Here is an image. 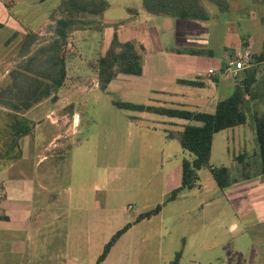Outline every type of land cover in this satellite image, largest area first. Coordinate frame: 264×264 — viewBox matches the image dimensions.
Instances as JSON below:
<instances>
[{"label":"crops","instance_id":"obj_1","mask_svg":"<svg viewBox=\"0 0 264 264\" xmlns=\"http://www.w3.org/2000/svg\"><path fill=\"white\" fill-rule=\"evenodd\" d=\"M62 1L0 0V135L9 139L8 145H5L8 147L7 150L0 153V264H97L100 256L96 261L94 258H89L90 224L84 226L83 223L75 222L67 226L60 236L59 230L56 229L51 230V234L55 232L53 235L48 233V224L56 223L66 216L65 212L59 214L56 209L50 208L51 203L57 202L60 198L52 194V191L49 195L47 187H42L40 190L46 192V195L41 197L38 208H35L33 202H36L34 200L37 192L36 181L23 174L26 161L32 160L33 168H36L45 155L40 156L38 161L39 155L36 153L39 149L35 139L28 135L16 138L15 141V136L12 134L27 129L36 131L44 124L55 131H69V137L75 136L80 126V117L75 112V105L83 98L81 94H71L69 99V87L77 88L74 83L80 78L75 75V67L86 65L90 72L88 83H91L92 79V88L100 90L97 62L105 55L114 36L120 43H132L140 54L142 63L141 75L119 74L104 91L100 90L105 93L110 86H114L113 89L117 91L119 89L116 88L124 83L128 90L122 95L123 103L213 114L217 104L229 98L235 90L236 77L242 71L226 72V67L229 61L236 60L239 56L245 59L244 70L257 68V79L264 80V59L258 64L255 62L264 50V0H227L228 9L225 12L219 11L214 4L203 0L206 14L203 20L155 16L142 8L141 0L122 2L119 9L123 13L114 17L110 15L111 1L105 0L108 7L102 15L86 18L88 24L67 34L61 47L65 68V77L61 86L55 91L51 90L48 97L26 110L23 104L28 101L16 96L15 89H23L25 82L29 81L33 84L37 82L39 89L46 85L50 88L53 84L45 75L53 67L49 59L54 51L51 46L58 38L55 32L56 22L60 18L57 10ZM252 23L259 27L258 32L253 31ZM240 24L242 32L236 28L239 25L240 29ZM80 33H84V40L91 42L89 46L85 44L81 46V39L78 38ZM127 33L128 36L125 35ZM122 34L126 38H122ZM29 37L30 39H27ZM209 71H212V74H209ZM54 77L56 78L55 74ZM67 79H69L68 87L65 85ZM186 82L197 83V86L188 85ZM60 93L63 94L62 97L59 96ZM258 94L259 98L254 101L249 96L245 97L249 100L245 109V124L220 131L212 138L209 164L212 168L228 169L233 183L221 190L207 170L212 181H209L208 177L204 181L201 180L197 173L198 183L194 189L214 195L226 205L229 204L226 194H231L233 197L247 195V201L249 194L251 196L255 191L252 196L255 199V208L247 209L243 206L237 211L246 219L255 217L256 222L260 224L264 222V174L261 172L254 116L264 114L263 87L259 89ZM65 97L69 99L67 105ZM61 99L64 109L71 108L70 113H61V111V115L57 114L58 111L55 109L58 108L54 106L60 104ZM132 112L137 114L132 116V119L141 125L137 126L132 122L129 124L139 130L133 131L135 138L139 137L143 127H147L145 129L147 131L155 129L148 127L149 122L161 126L162 131L165 132L164 138L167 132H179L188 125H200L148 112ZM150 116L159 119L151 121L148 119ZM167 141L178 143L177 140L167 139ZM215 141V158L217 161L221 159L222 162L214 166L212 159ZM30 144L34 147L33 150ZM190 158L192 160V157ZM183 161L176 168L179 180L177 188L181 185ZM11 168L19 169L21 174L9 175ZM250 168L255 171L248 172ZM237 172L240 176H237ZM98 189L94 187V190ZM74 191V188L69 189V195L64 197L67 203L69 202V215L81 212L83 217L90 211H97V215L102 213L106 204H95L92 209L88 207L83 211L76 206L74 208L72 202L75 199L82 201L84 198L83 192L74 193ZM207 201L210 200L197 202L194 209L199 213L205 212L204 205H207ZM123 212L127 213L125 209ZM221 214L220 216L223 217L231 215V213ZM218 215L219 213L214 216L220 217ZM232 215L235 213L232 212ZM51 217L55 218L53 222L40 223ZM248 222L250 221L243 220L237 225L231 219L230 222L221 224L220 230L227 231L229 235L240 230L235 235L236 240H233V237L228 238L229 241L233 240L231 242L233 248L238 241L241 245L243 241L237 239L244 237L251 248V256L248 257L246 264H264V231L258 229L249 232L248 229L251 227ZM208 236L207 233L203 235L204 238ZM200 242L201 232L198 235L197 246ZM103 243L104 241H99V244ZM209 244L212 245L211 242ZM220 244L222 248L226 247L221 241ZM184 245L187 247V243L184 242ZM214 247L212 245L208 252L211 251L215 256ZM177 254H179L178 264L183 253L174 252V259ZM193 256L196 258L195 255ZM108 257L98 264H104ZM198 257L201 258V254H198ZM214 259L215 257L211 256L208 264L217 261ZM210 260L214 261L210 262ZM220 261L222 262L221 259Z\"/></svg>","mask_w":264,"mask_h":264},{"label":"rangeland","instance_id":"obj_2","mask_svg":"<svg viewBox=\"0 0 264 264\" xmlns=\"http://www.w3.org/2000/svg\"><path fill=\"white\" fill-rule=\"evenodd\" d=\"M110 1L112 3L110 15L117 17L119 13H123L119 9V5L130 0ZM238 26L235 27L242 32L241 24L240 29ZM251 27L253 31L258 32L259 27L255 23H252ZM125 35L122 34L121 37L126 38ZM84 37V33L78 34L81 46L83 44L89 46L91 42L84 40ZM67 74L69 77V60L67 61ZM89 74L86 65L75 67V75L80 78L74 83L77 88L69 87V99L71 94H81L83 97L75 105V112L80 117L77 134L69 137V131H55L43 124L38 130L30 131L28 136L35 139L39 149L36 153L39 155L38 161L40 156L45 155L36 168H33L32 160L26 161L23 171V174L36 181L37 192L34 200L37 203L34 201L33 205L38 208L41 197L46 195V192H42L40 189L47 187L49 195L52 193L58 199L60 198L57 202L51 203L50 208L56 209L59 214L65 212L66 215L53 224H48L55 219L52 217L40 222L48 224V233L51 234V230L56 229L59 230L58 235L60 236L67 226H71L75 222L83 223L84 226L90 224L89 258H94L96 261L97 257L104 253V246L107 245L111 237L117 231L127 227L109 249L104 259L109 257L104 264H170L174 260V252L183 253L178 264H208L211 256L215 257L214 260L217 259L211 264L248 263L251 248L245 238L237 239L243 241L241 245L239 241L234 248L231 245L240 230L229 235L227 231L220 230V225L230 222L231 219L237 225L243 220H249V227H251L248 229L249 232L258 229L264 231V222L258 224L255 217L246 219L237 211L243 206H246L247 209L255 208V199L252 198L255 191L251 196L249 194L247 201V195L233 197L231 194H226L228 205L215 198L216 196H211L202 190L199 192L194 188L191 189L192 191L180 190L176 193L174 201H167L179 184L176 168L182 160L190 161L192 156L181 149L178 143L167 141L164 138L165 132L158 124L153 125L149 122L148 127L155 129L147 131L145 130L147 127H143L139 137L135 138L133 131L139 130L132 128L129 124L132 122L141 126L139 122L132 119V116L137 114L119 109L115 105L118 102L123 103L122 95L128 90V87L123 83L116 88L119 90L115 91L113 89L115 87L110 86V89L103 93L92 88V79L91 83H88ZM85 83L87 84L82 86ZM65 85L69 86V79ZM63 94L60 93L59 96L62 97ZM69 99L65 97L66 105ZM62 101L63 99L60 104L54 106L58 108L55 109L58 111V115H61V111V113H70L71 111L70 107L63 108L65 106ZM148 119L157 121L159 118L150 116ZM12 135L15 136L16 141V133ZM8 140L0 135L1 154L8 148L5 146L8 145ZM215 146L216 141L212 159L214 166L222 162L221 159L217 161L215 158ZM31 148L34 149L32 145ZM254 171L253 168L248 170L250 173ZM19 173L21 174L19 169L11 168L8 174L17 175ZM198 173L201 180L204 181L208 177L209 181H212L206 169ZM233 173L235 172L233 171ZM237 173V176H240V173ZM95 186L99 189L94 190ZM71 188L75 189L74 193H84L82 201L75 199L72 202L74 208L76 206L80 211H83L88 207L92 209L95 204H106L102 213L97 215V211L87 212L88 214L85 216V213L83 216L84 220L81 217V212L69 215V202L67 203L64 197L69 195ZM95 191L98 193L96 194ZM206 199L210 201L204 205L205 212L199 213L194 209V205ZM124 209L126 214L123 212ZM156 209L159 211L155 215L136 221L140 214L152 213ZM232 212L235 215H232ZM218 213V216L222 215L221 213L227 215L231 213V215L227 217L214 216ZM56 217H58L57 214ZM199 229L201 242L197 246ZM205 233L209 234L207 238L203 237ZM230 237H233V240L229 241ZM99 241H104V243L101 245ZM220 241L226 247L222 248ZM184 242L187 243V247ZM210 242L215 246L213 248L215 256L211 251L208 252L212 246L209 244ZM206 252L208 253L205 254ZM243 252L245 253L243 254ZM198 254H201V258L198 257ZM193 255L199 260L193 258ZM214 260H210V262Z\"/></svg>","mask_w":264,"mask_h":264},{"label":"trees","instance_id":"obj_3","mask_svg":"<svg viewBox=\"0 0 264 264\" xmlns=\"http://www.w3.org/2000/svg\"><path fill=\"white\" fill-rule=\"evenodd\" d=\"M203 0H141L142 8L149 14L155 16H169L182 20H203L206 18ZM214 4L219 11L225 12L228 9L227 0H205ZM105 0H63L58 7L57 14L60 17L56 22L55 32L58 36L53 42L51 49L53 55L49 62L53 63L50 72L45 75L51 81L52 86H43L39 89L31 81L25 82L23 89H15V95L27 100L23 104L27 110L40 100L48 97L51 90H56L61 86L65 77L64 55L61 52L67 34L73 30H78L85 24H88L86 18L90 16H99L107 9ZM27 39H30L27 38ZM28 41V40H27ZM57 53V55H55ZM264 59V50L259 57L255 59L256 64ZM98 85L101 91H104L109 83L119 74L139 76L142 73L141 56L132 43H120L114 36L105 55L97 62ZM257 68H251L242 71L236 78L237 85L233 94L226 100L216 106L213 114L192 112L184 109L162 108L143 105H132L127 103H115L116 107L123 110L148 112L169 118H178L187 120L200 125L185 126L182 131L168 132L166 138L177 140L181 148L187 151L192 160H184L182 163L181 185L174 190L167 201L176 199V193L180 190H190L197 186L200 170L206 169L211 173L217 187L221 190L229 187L233 182L228 169L212 168L209 164L211 155L212 138L214 134L245 124V109L248 105L245 97L249 96L252 101L259 98V89L264 88V80L257 79ZM56 75V78L54 77ZM188 85L197 86V83L186 82ZM39 91V92H38ZM33 100V101H32ZM32 101V102H30ZM256 142L258 153L261 160V172L264 174V114L254 116ZM16 138L28 136L30 131H16ZM159 209L152 213L140 214L136 221L148 219L158 213ZM129 226V225H127ZM124 229L117 231L104 247V253L98 258L97 264L104 260L109 249L115 244L123 234ZM179 254L175 256L171 264H177Z\"/></svg>","mask_w":264,"mask_h":264},{"label":"built area","instance_id":"obj_4","mask_svg":"<svg viewBox=\"0 0 264 264\" xmlns=\"http://www.w3.org/2000/svg\"><path fill=\"white\" fill-rule=\"evenodd\" d=\"M244 60V58L239 56L236 60L229 61L227 63L226 72H230L232 70L236 72L244 70L246 67ZM209 74H212V71H209Z\"/></svg>","mask_w":264,"mask_h":264}]
</instances>
